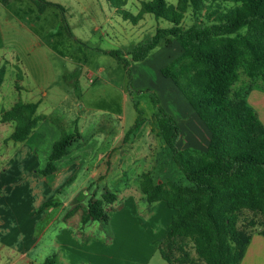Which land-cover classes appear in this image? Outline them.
Masks as SVG:
<instances>
[{"label": "rangeland", "instance_id": "rangeland-1", "mask_svg": "<svg viewBox=\"0 0 264 264\" xmlns=\"http://www.w3.org/2000/svg\"><path fill=\"white\" fill-rule=\"evenodd\" d=\"M10 1L7 17L10 20H13V17L19 20L21 23L16 22L19 29L28 30L30 39L40 42L44 51H62L66 56L70 55L73 59L70 65L77 68V71L71 74L74 75V83H71L72 78L68 73H61L59 79L61 84L69 85L75 92L76 109L72 106L71 117L75 115L76 119L80 118L78 127L84 139L81 143L78 140L76 151L72 150L71 154L78 162L81 160V163L85 164L77 169L75 178L73 175L66 178L67 181L60 180L59 184L55 183L61 174L59 172L47 178V181L52 183L49 185L35 173V170L44 166H37L36 159L43 161L56 141L64 134L74 131L75 124L72 119H64L65 124L58 119L42 121V126L32 133L25 143L17 144L9 140L12 127L2 124L0 120V264H44L53 256L57 261V239L61 242L66 233L74 231L79 237L81 232L84 237L81 242L87 240L85 231H88V225L82 226L78 219L67 222V213L77 204L86 205L92 196L101 199L104 189L117 194V201L106 206L110 215L119 208L129 206V199H118V193L123 195L122 192L128 186L135 189L138 183L140 187L144 173L151 174L158 183L190 185L159 136L154 98L158 99L160 106L167 113L178 120L181 129L179 147L188 145L204 151L208 135L196 120L185 97L171 80L161 74L164 67L180 56L181 47L177 42L161 45L143 62H133L126 56L127 68L102 52L120 51L126 55L132 47L153 37L157 29L168 28V22L145 14L137 25H133L117 13L118 7H115L114 0H54L63 5L66 12H60L59 8H48L42 16L40 8L31 1ZM149 1L151 0H127L124 9L135 16L141 11L142 3ZM166 1L172 5L178 2ZM232 6L231 2L225 0L213 2L215 9H229ZM62 16L65 17L73 37L68 35L61 20ZM38 17H42V20L38 21ZM205 23L204 13L197 17L191 12L184 15L185 27ZM1 37L0 63L3 64L5 60L10 59L12 49L7 44H10V40L13 42L15 36L9 34ZM257 83H254V90H248V101L264 124V88L260 85L261 82ZM249 84L252 86L251 80L241 69L240 80L234 85L233 91ZM2 87L0 113L4 108L11 106L6 98L9 97L13 103L24 100V94L15 90V81L10 73L7 74ZM137 122L140 128L125 140L127 132L133 129ZM185 133H188L187 138L182 142V135ZM108 145L116 146L120 159H115L114 154L110 157L111 153H105ZM30 149L35 151L31 152ZM85 159H88V163L84 162ZM106 169L108 173L102 174ZM80 173L88 175V182H83L85 177ZM93 173H96L94 178L91 177ZM47 185L53 190L51 195L44 193V187ZM87 190L88 196L85 198ZM71 196H74V200L66 209L59 205L49 212H38L45 198L64 203ZM136 205L143 208L145 204L138 198ZM150 206L154 208L157 204ZM82 207L84 206L81 205V211ZM250 217H253L252 213L243 216ZM94 223L104 226L100 222ZM92 224L91 222L89 225ZM259 229L264 230V224ZM258 236L255 232L254 237ZM140 247L125 248L123 261L120 263L166 264L159 252L152 255L148 249ZM147 258L149 259L146 262ZM252 258L250 256L246 263L251 264ZM77 259L76 264H88V246H78Z\"/></svg>", "mask_w": 264, "mask_h": 264}, {"label": "trees", "instance_id": "trees-1", "mask_svg": "<svg viewBox=\"0 0 264 264\" xmlns=\"http://www.w3.org/2000/svg\"><path fill=\"white\" fill-rule=\"evenodd\" d=\"M31 1L41 13L47 6L65 12L60 5L45 0ZM215 1L178 0L172 5L166 0H151L143 2L141 11L134 16L124 9L127 0H114L117 13L133 25L143 15L151 14L170 26L157 29L153 37L132 47L126 55L102 51L127 68L126 56L133 62H143L161 45L177 42L181 54L161 74L185 97L208 135L204 151L180 148L179 123L160 106L158 99H153L159 136L190 183H156L151 174L142 175L140 188L146 202H164L177 212L158 248L166 264H242L254 233L264 236V230L259 229L264 224V124L248 101V90H254V83L261 82L264 88V0H225L233 4L229 9H215ZM188 12L195 17L204 13L206 23L185 27L184 15ZM64 24L73 37L65 20ZM241 69L252 86L233 91ZM3 78L4 71L0 70V85ZM38 107L37 103L19 101L1 112V123L14 125L10 141L25 143L30 138L38 123ZM139 128L137 122L125 140ZM80 139L77 127L64 134L53 144L45 166L37 174L46 178L57 173L58 162ZM116 201L117 194L108 189H104L101 199L89 198L82 209L81 225H109L106 206ZM53 207H58V203L49 200L38 212ZM80 209V204L75 205L67 219ZM246 213L253 217L243 218ZM44 264H57L56 257Z\"/></svg>", "mask_w": 264, "mask_h": 264}, {"label": "crops", "instance_id": "crops-1", "mask_svg": "<svg viewBox=\"0 0 264 264\" xmlns=\"http://www.w3.org/2000/svg\"><path fill=\"white\" fill-rule=\"evenodd\" d=\"M9 1H0V36L6 37L9 34H13L15 37L13 42L10 40V44H7L12 49L10 53V59L3 62L5 66H2L3 64L0 63V66H2L0 70L4 71V78L2 84L0 85V88L4 84L7 74L10 73L11 77H13L15 81V90L24 94V100H18L14 103L9 99V97L8 99L6 98L7 102L11 103V106L9 107L11 108L15 103L19 101L24 103L39 104L36 113L38 123L36 128L32 132L33 134L42 126V121L50 119H53L55 121H57L56 119H58L62 122H64V119H72L75 127H77L79 130L78 123L80 118L78 117L76 119L75 115L71 117V111H73V109H76L75 92L70 89L69 85H63L59 80L60 74L63 72L71 75L77 71V68L74 65H70L73 61L72 57L70 55L66 56V54L62 53V51H44L40 42H38L37 40L36 42H33L31 40L32 38L30 39V32H28V30L26 29H19V27L17 26L16 22L21 23L19 20H16L14 17L11 18L13 20H10L7 17V14L9 13V11L7 10ZM28 1L30 2L31 0ZM45 1L59 5L54 0ZM60 6L64 8L63 5ZM48 8L57 9V7L54 6H47L45 7L44 12L40 14V16L44 15ZM60 12L62 11L60 10ZM41 18L42 17H38L37 20L40 21L42 20ZM57 18L60 19L61 17ZM64 19L65 17L62 16L61 20L63 22ZM21 26L23 25L21 24ZM17 88L19 89L17 90ZM9 107L4 108L3 110H9ZM176 121L178 122L177 119ZM6 124H9L12 127L13 132L14 125L12 123ZM79 132L81 134V139L79 140L81 143L84 141V139L82 132L80 130ZM187 134L188 133L184 134V138V135H182V142L183 140H186ZM79 141L78 143H75V145L73 144L68 150V155L60 162H58L57 165L59 171L53 175H56L59 172L61 174L55 183L59 184L60 180L67 181L66 178H70L73 175L75 178L77 169H80L83 167V165H85L81 163V160H79L78 162L75 159L76 157H73L71 155L72 150H75V148L79 144ZM180 148L194 147L182 145L180 146ZM106 149L107 150L105 153H111L110 157H112V155L114 154L115 159L119 158V154H117L119 150L115 145H108L106 146ZM30 151L34 152L35 150L30 149ZM25 154L28 156V151H26ZM48 155L45 156L43 161H41L42 159L40 158L36 159V161L38 162L37 166L42 164H44L45 166ZM85 160L86 161L84 162L88 163V159ZM43 167H40L39 169ZM86 167H88V164H86ZM35 173L37 174L36 170ZM107 173L108 170L106 169L102 174ZM80 175L85 177V180L83 181L84 183L88 182V175L85 176L82 173H80ZM95 176L96 173H93L91 175L92 178H94ZM42 178H44V180L48 182V177ZM48 184L50 185L52 183L48 182ZM44 188V193L47 192V194H52L51 192H53V190L50 189V186L47 185ZM131 188V186L125 188L122 192L123 195L121 194V192L118 193V199H129V206L126 208H119L117 212L114 211L110 213L109 225H96L94 222H92V225H89L90 223L87 224L88 231H85L87 233L86 241L81 242V240L84 239V237H82V233L79 232L78 237V234L76 235L74 231L66 233L61 242L57 239V264H76L78 261L77 253L79 245L85 248L88 246V264H122L120 262L123 261L122 257H124L123 251H125V248L139 249L141 248L140 246H143L144 249H148L149 254L151 253L152 255H154L155 252H158V248L171 223L172 217L176 215L177 212L170 210L164 202H159L157 203V207L152 208L150 204L146 202L145 197L140 191L139 183L135 189ZM87 196L88 190L87 192H85V198ZM138 198H140V200L144 202L145 205L143 208H140L136 205V200ZM43 200L44 203L48 199L45 198ZM72 200H74V196H71L69 200L64 203L58 201L56 202L58 203V207L59 205H63V207L66 209L71 206ZM80 205L85 206L84 204ZM53 208H49L46 211L49 212ZM81 214L82 211L79 210L73 217L69 218L67 222H71L72 220L77 219L80 220ZM250 256L253 257L251 264H264V236H253L242 264H247L246 262ZM148 259L149 258L146 259V262Z\"/></svg>", "mask_w": 264, "mask_h": 264}]
</instances>
